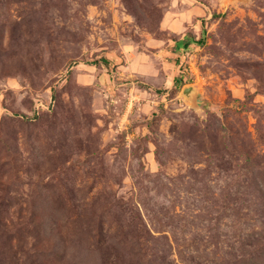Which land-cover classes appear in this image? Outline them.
<instances>
[{"label": "rangeland", "instance_id": "374dc122", "mask_svg": "<svg viewBox=\"0 0 264 264\" xmlns=\"http://www.w3.org/2000/svg\"><path fill=\"white\" fill-rule=\"evenodd\" d=\"M0 264H264V0H0Z\"/></svg>", "mask_w": 264, "mask_h": 264}, {"label": "trees", "instance_id": "16d2710c", "mask_svg": "<svg viewBox=\"0 0 264 264\" xmlns=\"http://www.w3.org/2000/svg\"><path fill=\"white\" fill-rule=\"evenodd\" d=\"M184 39H181V40L179 39L177 41H174L177 50H185L186 48H188V42H187V40H184ZM188 41L189 42H194L195 44H198V45H203L204 44L203 38L198 40V41L191 40V38H190V40H188ZM174 82H175V80H174Z\"/></svg>", "mask_w": 264, "mask_h": 264}, {"label": "crops", "instance_id": "0c3cea01", "mask_svg": "<svg viewBox=\"0 0 264 264\" xmlns=\"http://www.w3.org/2000/svg\"><path fill=\"white\" fill-rule=\"evenodd\" d=\"M158 47H160V51H158V52L156 53V55L161 56V58L163 59V53H164V50H165V49H164V50L161 49V44H158ZM164 48H165V47H164ZM142 69L145 70L146 67L142 66Z\"/></svg>", "mask_w": 264, "mask_h": 264}, {"label": "water", "instance_id": "95a60500", "mask_svg": "<svg viewBox=\"0 0 264 264\" xmlns=\"http://www.w3.org/2000/svg\"><path fill=\"white\" fill-rule=\"evenodd\" d=\"M191 92H192V89H189V90H187V92H185V94H186L187 96H190Z\"/></svg>", "mask_w": 264, "mask_h": 264}]
</instances>
